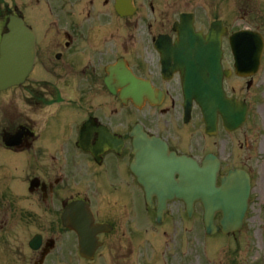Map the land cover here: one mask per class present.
I'll list each match as a JSON object with an SVG mask.
<instances>
[{"label":"flooded vegetation","instance_id":"flooded-vegetation-1","mask_svg":"<svg viewBox=\"0 0 264 264\" xmlns=\"http://www.w3.org/2000/svg\"><path fill=\"white\" fill-rule=\"evenodd\" d=\"M142 7L136 3L134 15L119 20L115 0L3 5L1 17L9 11L22 17L36 40L29 78L0 99V264H71L76 236L62 217L77 202L89 207L95 224L109 227L95 234L101 246L93 261L101 250L121 248V238L132 246L139 217L149 213L130 167L136 126L170 152L193 157L227 149L223 132L199 144L193 104L184 122L178 75L163 77L156 51L155 39L170 29L163 17L147 20ZM119 59L150 83L151 101L110 93L106 69ZM228 169L221 164V173Z\"/></svg>","mask_w":264,"mask_h":264},{"label":"water","instance_id":"water-1","mask_svg":"<svg viewBox=\"0 0 264 264\" xmlns=\"http://www.w3.org/2000/svg\"><path fill=\"white\" fill-rule=\"evenodd\" d=\"M191 34V33H190ZM243 37V43L247 46V54H249V61L255 62L260 53V44L257 50V39L252 35L240 36ZM239 38H234L232 43L237 46ZM210 40L203 41L205 46L203 49V56L200 53V58L206 63V70H204V80L208 87V98L203 99L202 110L204 112L207 126L214 125L215 115L220 113L226 118L227 126L229 128L235 127L239 122V109L234 103L225 104L222 100L220 91V70L218 64L219 58V40L209 38ZM203 44L202 41H197ZM196 42V43H197ZM256 52L254 55L253 52ZM33 53V38L30 32L26 31L20 21H12L9 25V34L5 36L2 43V52L0 59V89L6 86H11L19 83L24 79L31 67ZM199 54V52H198ZM208 57V58H206ZM195 60V55L192 57ZM209 61V62H208ZM249 62V63H250ZM205 77H207L205 79ZM201 90L196 89L195 93L200 94ZM213 118V119H211ZM183 162V161H182ZM180 167L186 168L187 165L176 162V168L179 171ZM191 179L192 183L187 185L183 183L180 186L179 196L186 202L187 211H191L193 200L200 199L204 206V222L207 231L212 229L213 213L220 210L223 214L221 225L223 231L238 229L241 225L243 214L246 208V198L248 187L246 184L236 186L234 179L237 175H232L224 183L222 188L215 189L213 186V178L207 169H199L196 165H191ZM231 174V173H229ZM188 178V177H186ZM233 181H232V180ZM190 181V180H188Z\"/></svg>","mask_w":264,"mask_h":264},{"label":"rangeland","instance_id":"rangeland-1","mask_svg":"<svg viewBox=\"0 0 264 264\" xmlns=\"http://www.w3.org/2000/svg\"><path fill=\"white\" fill-rule=\"evenodd\" d=\"M225 2L228 4L229 22L231 19L239 16L233 26L258 30L264 35V0H225ZM237 9L240 12L236 14L235 11ZM218 12L219 14L221 13V8H219ZM261 15L262 17L259 18V21L262 24L256 19V17ZM258 78L261 79V76ZM236 83L237 81H231L229 85L233 86ZM260 90H264L263 85H261ZM259 115L262 116L260 112ZM254 142L255 144H260V147L259 152L252 153L255 157H252V160H254L253 162H256V159L259 160L258 175L262 176L264 180V174L262 173V169H264V154L260 151L261 143H264V134L259 139L252 138V136H250V140L247 138L246 147L251 148V144H254ZM259 182L260 180L258 179V184H256L257 194L253 197L246 225L237 236L238 239H235V241L239 240L238 245H236L235 241L225 243V239L222 237H211L208 240L204 237V241L206 240L208 244H202V209L201 207H197L196 216L189 221L185 218L182 211L180 215L172 216L166 221L169 222L170 227L167 229L165 226L167 230L165 229L166 232L162 238L164 246L159 238L156 239V242H160L159 244L157 243L159 246V254H157L158 252L155 249H148L149 251L145 254L146 258L143 260L139 258V254L137 253H127L126 255L125 253H122V255L121 253H112L110 254L111 261H114L113 257L120 256L122 257L121 262H125L126 264H137L134 261H137L139 264H218V258L221 256V253L227 249L232 251L233 254L230 253L231 256L229 258V252L226 254L223 253L221 257L223 264H230L233 261L232 255L236 256L238 264H264V197H262L264 195L262 193L264 184L260 185ZM160 229L164 230L163 228ZM141 234L143 236L145 235L143 232ZM146 238H149V236L146 235ZM152 241L153 239L148 242L147 247H149ZM210 246H215V256L213 254V248H210ZM161 251L163 252V256L160 254ZM205 252H207L208 256L204 260L203 255ZM105 259L107 260L106 256H101L98 264H104L103 260Z\"/></svg>","mask_w":264,"mask_h":264}]
</instances>
